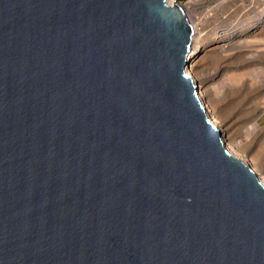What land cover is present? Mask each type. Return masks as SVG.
Returning a JSON list of instances; mask_svg holds the SVG:
<instances>
[{
  "label": "water",
  "instance_id": "obj_1",
  "mask_svg": "<svg viewBox=\"0 0 264 264\" xmlns=\"http://www.w3.org/2000/svg\"><path fill=\"white\" fill-rule=\"evenodd\" d=\"M191 37L165 0H0V264H264Z\"/></svg>",
  "mask_w": 264,
  "mask_h": 264
},
{
  "label": "rangeland",
  "instance_id": "obj_2",
  "mask_svg": "<svg viewBox=\"0 0 264 264\" xmlns=\"http://www.w3.org/2000/svg\"><path fill=\"white\" fill-rule=\"evenodd\" d=\"M173 4L187 12L202 42L211 48L200 55L206 69L198 78L217 98L219 126L230 125L245 158L241 161L250 168L249 159L256 158L264 172V50L251 46L264 48V0H175ZM252 24L258 27L222 40L231 30ZM253 121L260 128H251Z\"/></svg>",
  "mask_w": 264,
  "mask_h": 264
},
{
  "label": "bare ground",
  "instance_id": "obj_3",
  "mask_svg": "<svg viewBox=\"0 0 264 264\" xmlns=\"http://www.w3.org/2000/svg\"><path fill=\"white\" fill-rule=\"evenodd\" d=\"M173 2H174L173 0H165V4L167 6L175 5V4H173ZM184 14H185V16H186V18L190 24L191 29H192L191 49H190V51L186 57V62L188 64L186 77L192 80L195 89L198 91L199 100L203 101L202 106L204 107V110H206V113L209 116L211 122L214 123L217 127H220L218 124L219 122L217 121V119L219 118L218 117L219 110H218V112L215 110L217 98H214L213 94L209 93L208 88L206 86H204L205 83L203 82L202 78L201 77L198 78V74H200L201 71H204V68L206 69V66L203 63L202 59L200 58V55L202 52L203 53H205L206 51L209 52V50H211V48L207 49V45L202 42L201 34H199L197 31L196 24H194L190 20L187 12H184ZM248 27H249V25H245L241 30H231L230 32L226 33L225 37H222V40L228 39L231 37L233 38L236 34L241 33L243 31L244 32L249 31V30L251 31V30H253V28L258 27V25L252 24L249 28ZM254 39H253V41H245V42H246V44L249 45L250 43H254ZM258 41L261 42L260 39H257V42ZM210 43H211V41H210ZM228 43H231V42L229 41ZM251 46L255 47L256 49L264 50V48H259L258 45L254 46L252 44ZM251 46H250V48H251ZM193 69H195V70L193 71ZM250 127L253 129L260 128L256 121H253ZM230 128H231L230 125L223 126V124H221V127H220V133L222 134L220 137H221V141L223 143L224 149L230 155L237 158L238 160H244L245 158L244 159L242 158L243 155L241 154L240 148L235 143V137L233 136L234 133L230 131L231 130ZM249 166L251 168L250 170L255 173V175L258 177L259 182L264 186V172L262 171V168L260 167L257 159L256 158H252L251 160L249 159Z\"/></svg>",
  "mask_w": 264,
  "mask_h": 264
},
{
  "label": "built area",
  "instance_id": "obj_4",
  "mask_svg": "<svg viewBox=\"0 0 264 264\" xmlns=\"http://www.w3.org/2000/svg\"><path fill=\"white\" fill-rule=\"evenodd\" d=\"M173 1L175 2V0H173ZM174 2H173V3H174ZM186 73H187V72H186ZM194 88H195V87H194ZM196 96H197V100L200 101V100H199V97H198V91H197V90H196ZM200 102H201V107H202V109H203V111H204V114H205V117H206L208 123H210L211 126H212L216 131H218V132L220 133V127H217L214 123L211 122L209 116H208L207 113H206V110H204V107L202 106L203 101H200ZM221 135H222V134L220 133V136H221ZM220 139H221V137H220Z\"/></svg>",
  "mask_w": 264,
  "mask_h": 264
},
{
  "label": "crops",
  "instance_id": "obj_5",
  "mask_svg": "<svg viewBox=\"0 0 264 264\" xmlns=\"http://www.w3.org/2000/svg\"><path fill=\"white\" fill-rule=\"evenodd\" d=\"M253 79H256V76L255 75H253ZM261 118H264V111H263V113H262V115H261ZM257 122V121H256ZM258 124V123H257ZM259 125V124H258Z\"/></svg>",
  "mask_w": 264,
  "mask_h": 264
}]
</instances>
